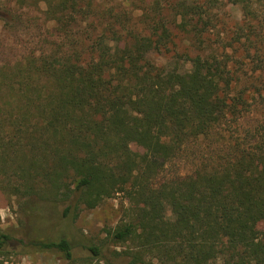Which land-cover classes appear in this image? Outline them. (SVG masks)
<instances>
[{
    "label": "trees",
    "instance_id": "16d2710c",
    "mask_svg": "<svg viewBox=\"0 0 264 264\" xmlns=\"http://www.w3.org/2000/svg\"><path fill=\"white\" fill-rule=\"evenodd\" d=\"M8 1L42 2L55 38L0 64V191L68 202L64 215L124 192L127 219L107 234L128 264H264V143L226 137L264 108V0H228L242 20L221 53L204 36L218 0ZM172 28L195 44L176 56L187 69L152 57L170 54ZM29 244L73 259L64 237Z\"/></svg>",
    "mask_w": 264,
    "mask_h": 264
},
{
    "label": "rangeland",
    "instance_id": "374dc122",
    "mask_svg": "<svg viewBox=\"0 0 264 264\" xmlns=\"http://www.w3.org/2000/svg\"><path fill=\"white\" fill-rule=\"evenodd\" d=\"M105 1L115 3L121 0ZM124 2L144 7V3L138 0H124ZM154 2L156 1L146 0L147 4ZM44 9L42 2L20 8L8 0L1 1L0 64L13 63L33 54L38 55L53 47L48 42L55 38L54 30L52 23L44 17ZM141 12L142 9L138 8L135 18ZM211 15L212 26L204 34L211 41L207 44V51L221 53L226 45V38L232 36L237 25L241 23L242 12L239 6L228 0H218L211 10ZM168 18L171 19V16ZM176 22H179L178 18ZM172 30L176 36L174 46L170 45V54L152 55L157 61L167 65H172L178 58L176 56L185 51L189 55L196 53L195 44L188 35L179 33L175 28ZM239 56H242L241 52ZM177 61L184 69L189 67V62H185L183 57L180 56ZM257 100L260 101V99ZM260 125L264 127V108L258 106L243 115L239 121L232 123L231 131L233 129L236 132L232 139L231 133L226 134V137L231 141L230 143L238 141L244 147L255 141L264 143V130H257ZM208 139L207 141L205 139V143L217 144V136L213 135ZM202 142L204 143V140ZM129 148L132 151H141V147L136 144L129 145ZM67 206L68 202L25 199L0 191V231L10 236L8 245L5 247L8 254H0L2 264H128L129 257L123 254L127 244L114 243L107 234V231H111L127 219L130 202L124 192H118L104 199L94 208L81 205L76 215L72 209L64 215L63 210ZM60 237L69 241L72 260L66 259L63 253L57 250L37 251L29 244L33 240H57ZM91 245L99 248L98 255L90 251ZM220 261L218 260L216 264H222Z\"/></svg>",
    "mask_w": 264,
    "mask_h": 264
}]
</instances>
